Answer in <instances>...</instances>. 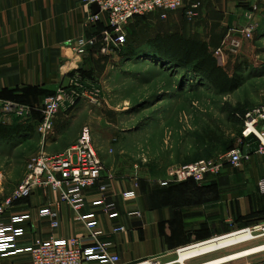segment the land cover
<instances>
[{
    "label": "crops",
    "instance_id": "0c3cea01",
    "mask_svg": "<svg viewBox=\"0 0 264 264\" xmlns=\"http://www.w3.org/2000/svg\"><path fill=\"white\" fill-rule=\"evenodd\" d=\"M251 1L186 0L182 9L168 13L165 18L161 11L153 13L149 20L155 21L156 17L158 22L146 25V30L151 28L155 36L179 34L206 42L213 52L229 32L238 33L243 24V8ZM190 11L194 12L193 17L189 16ZM91 13L93 7L85 6L82 0H0V104L13 102L40 109L45 99L76 71L104 83L115 69L117 59L103 56L100 45L87 49L81 56H73L79 38L102 31L103 23L97 26L89 23ZM219 38H223L221 42ZM164 90L149 95L139 105L152 108L153 101L179 96ZM84 110L85 103L70 113L60 112L55 132L47 140L35 128L39 146L60 143ZM34 117L35 126L38 112ZM15 122L27 124L15 117L2 124L12 126ZM240 137L225 150L238 149ZM76 141L66 142L60 151ZM243 157L238 166H223L218 175L209 176L202 185L194 181L171 184L166 179L168 169L158 168L159 163L152 160H103L106 172L101 184L107 189L102 192L97 186L86 191L82 214L93 215L97 229L103 232L100 242L110 244L107 250L118 256L119 264L168 259L179 248L264 223V191L260 188L264 183V151ZM193 161L165 160L161 165H185ZM3 191L0 188V201L12 192ZM130 191H135L136 197L124 198L123 194ZM47 209L56 214L54 220L42 216ZM113 214L117 216L112 217ZM19 215L30 217L21 224L26 229L20 240L21 249L52 237H78L85 246L93 242L85 224L76 220L75 212L60 201L56 191L36 189L28 199L1 215L0 222L10 223ZM0 264L32 263L29 254L23 252L0 256Z\"/></svg>",
    "mask_w": 264,
    "mask_h": 264
},
{
    "label": "rangeland",
    "instance_id": "374dc122",
    "mask_svg": "<svg viewBox=\"0 0 264 264\" xmlns=\"http://www.w3.org/2000/svg\"><path fill=\"white\" fill-rule=\"evenodd\" d=\"M243 9V24L238 31L254 26L255 31L250 39L243 40L242 48L236 55H225L224 61L217 58L231 76L237 73L243 78L240 88L235 93L223 96L204 88L190 93L188 90L193 80L189 78L187 79L189 83L180 86L178 74L181 72L178 73L173 64L161 62L148 55L143 59L140 57L129 59V51L125 50L126 56L124 52L113 56V60L117 59L115 69L104 83L99 84L104 93V104L98 107L85 104V110L76 116L70 129L61 137L60 143L39 146L35 137L33 141L23 139L24 141H20L21 145L17 144L11 149L0 147V188L4 190L3 192L13 191L23 179L28 161L33 156L41 152L57 153L67 144L66 142L73 143L78 140L86 126L92 130L93 145L102 162L152 160L159 163L158 168L170 169L179 164L165 166L161 165L162 162L195 160L191 162L195 163L202 159H210L219 153H226V147L233 145L238 135L242 133L245 115L254 108L264 105V0H252ZM152 15L154 14L128 24L127 47L141 53L143 48L146 49V41L156 37L151 34L154 33L151 28L146 30V25H155L158 22L156 17L155 21L149 20L153 18ZM222 39L219 38V41ZM143 42L146 44L143 45ZM215 51L216 47L213 53ZM162 90L179 96L164 101H153L152 108L150 105L146 107L139 105L141 100ZM205 129H212L220 134L221 144L213 145L214 147L202 145L198 136ZM40 137L43 138L41 135ZM261 234L264 233L255 235ZM259 246H264V236L194 258L187 264H203ZM255 256L264 257V251ZM178 257L179 254L174 252L168 259H159V264H170L177 261ZM245 260L233 263L238 264Z\"/></svg>",
    "mask_w": 264,
    "mask_h": 264
},
{
    "label": "built area",
    "instance_id": "2783aa9c",
    "mask_svg": "<svg viewBox=\"0 0 264 264\" xmlns=\"http://www.w3.org/2000/svg\"><path fill=\"white\" fill-rule=\"evenodd\" d=\"M186 0H82L89 8L97 5L98 13H91L89 23L97 26L104 24V29L90 37L79 38L73 47V56L83 55L87 49L100 45V53L106 57L121 54L127 44L126 27L137 18L146 17L155 12H163L165 18L168 13L178 11L184 7ZM193 17L194 12L190 11ZM256 27L243 28L238 33L231 32L216 49L214 55L222 61L225 55H236L240 52L244 39H250ZM97 80L84 76L81 72H74L58 87L54 95L45 99L40 109H33L25 104L2 102L0 104V123H8L11 117L24 122H32L34 114L38 112L41 120L37 123V132L44 140L55 132V120L60 112L70 113L80 104H90L98 107L105 102L104 93ZM256 138L260 144L259 151H264V105L249 111L244 117V129L238 141V149L226 152L216 158L202 159L195 163L176 165L168 169L166 179L171 184L188 181L202 185L209 176H216L225 165L238 166L243 157V148L247 146L246 139ZM106 168L93 145L92 130L89 126L82 129L78 140L62 152L50 154L41 152L33 156L27 164L23 179L16 188L0 201V216L22 200L28 199L36 189L44 188L60 194V201L68 204L76 214V220L83 222L90 231L92 244L85 246L81 238L69 239L50 238L37 243L27 249L19 247L26 229L21 225L27 223L29 215H19L10 223L0 222V256L6 257L26 252L32 264H119L118 256L110 255L107 248L110 244L100 242L103 232L97 229V222L93 215H84L86 191L100 187L102 192L107 186L102 185V177ZM111 178V177H109ZM101 184V185H99ZM264 191V183L260 184ZM126 199L135 198V191L123 194ZM43 217L52 220L56 214L50 209L42 212ZM112 217L117 215L113 214ZM53 223V227H57ZM248 232L254 239L264 236V223H257L223 235ZM215 237L211 240L221 238ZM253 239V240H254ZM208 240V241H211ZM205 241V242H208ZM204 243V242H202ZM201 244V243H200ZM197 245V244H196ZM194 246V245H193ZM189 247V246H188ZM184 247V248H188ZM184 248H179V254ZM261 251L251 253L229 262L245 261L238 264H264V257L255 256ZM252 258H249L251 257ZM255 256V257H254ZM249 258V259H248ZM139 264H159V259H151Z\"/></svg>",
    "mask_w": 264,
    "mask_h": 264
},
{
    "label": "trees",
    "instance_id": "16d2710c",
    "mask_svg": "<svg viewBox=\"0 0 264 264\" xmlns=\"http://www.w3.org/2000/svg\"><path fill=\"white\" fill-rule=\"evenodd\" d=\"M138 19V18H137ZM141 19V18H140ZM105 26L101 27L103 30ZM100 32V31H99ZM129 38L127 37V43ZM130 45V43H129ZM128 44H126V47ZM124 48L122 53L129 51V59L144 56H154L161 62L166 61L173 64L180 73V86L186 84L189 80H193L188 92L195 93L199 88L214 91L219 95L228 96L235 93L241 86L243 78L235 73L231 76L221 65L219 60L211 51L208 43L187 39L182 35H163L158 34L154 39L148 40L146 49L143 48L141 53L136 52L134 48ZM124 52L125 54H127ZM137 53V54H136ZM138 60V59H137ZM84 76L94 77L82 73ZM174 77V76H173ZM189 83V82H188ZM187 86V85H186ZM35 119V117H34ZM33 119V120H34ZM41 120V115L38 113V119L35 126L32 122L21 124L15 122L12 126L0 123V147L12 148L13 146L21 145L23 139L29 140L35 137L37 130V123ZM36 128V130H35ZM241 133L238 135L240 136ZM200 143L204 146L221 144L220 134L212 129H205L201 135L198 136ZM24 141V140H23ZM217 148V147H216ZM232 148V147H231ZM228 148L226 152H229Z\"/></svg>",
    "mask_w": 264,
    "mask_h": 264
},
{
    "label": "bare ground",
    "instance_id": "6f19581e",
    "mask_svg": "<svg viewBox=\"0 0 264 264\" xmlns=\"http://www.w3.org/2000/svg\"><path fill=\"white\" fill-rule=\"evenodd\" d=\"M254 237L248 233V232H242V233H236V234H230L227 236H223L221 238H217L208 242H204L197 245H191L188 248H184L179 252V257L177 261L172 262L170 264H187L188 261L206 256L212 253H216L218 251H221L223 249L232 248V246H237L242 243L249 242L253 240ZM264 250V246L255 247L252 249H245L240 252L232 253L231 255L224 256L221 258H217L208 262H205L203 264H221L225 262H229L231 260L237 259L239 257L255 253L257 251Z\"/></svg>",
    "mask_w": 264,
    "mask_h": 264
},
{
    "label": "water",
    "instance_id": "95a60500",
    "mask_svg": "<svg viewBox=\"0 0 264 264\" xmlns=\"http://www.w3.org/2000/svg\"><path fill=\"white\" fill-rule=\"evenodd\" d=\"M94 12L98 13L99 12V8L97 5L93 6ZM246 144L247 146L243 148V154L245 156H248L249 154H253L255 152L259 151L260 148V144L259 142L256 140L255 137L250 136L249 138L246 139Z\"/></svg>",
    "mask_w": 264,
    "mask_h": 264
}]
</instances>
